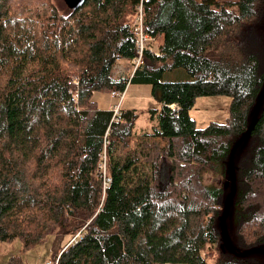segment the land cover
<instances>
[{"label": "trees", "instance_id": "obj_1", "mask_svg": "<svg viewBox=\"0 0 264 264\" xmlns=\"http://www.w3.org/2000/svg\"><path fill=\"white\" fill-rule=\"evenodd\" d=\"M141 5L158 51L148 44L116 79L118 61L138 56L130 19ZM129 84L151 86L161 108L149 111L152 141L116 157L139 116L115 121L93 97ZM263 88L264 0H87L76 11L0 0V242L30 250L55 235L59 264H208L210 249L215 264H264L223 251L220 226L231 152ZM216 96L231 98L227 123L199 129L190 112ZM235 166L233 248L264 249V103Z\"/></svg>", "mask_w": 264, "mask_h": 264}, {"label": "rangeland", "instance_id": "obj_2", "mask_svg": "<svg viewBox=\"0 0 264 264\" xmlns=\"http://www.w3.org/2000/svg\"><path fill=\"white\" fill-rule=\"evenodd\" d=\"M220 3H235L238 0H218ZM63 4L64 1L62 0ZM23 18V17H22ZM135 22L137 17L131 18L130 21ZM151 44L153 52L158 51L159 41L148 40L147 45ZM127 68L130 73L134 72V65L129 61H121L116 66L115 74L122 68ZM93 101L98 102L100 109H110L115 111L119 107L122 111H136L139 119L137 121L134 136L129 140V148L127 150H118L116 157H126L132 150L139 148L141 144L149 139L146 132L152 129V122L150 121L149 111L152 109H160L161 104L156 97L153 96L151 86H133L128 85L123 98L113 97L106 93L94 94ZM231 98L226 96L216 97H202L196 102L194 109L190 112L191 117L196 121L199 129L208 127L211 123L226 124L230 116ZM154 141V140H153ZM162 146L164 142L156 140ZM103 165V172L105 174ZM145 171L151 173L150 167L145 166ZM205 183L207 184H221V180L217 177L207 174L205 176ZM56 236L50 235L45 243L26 250L20 240H15L12 243L0 242V264H10L13 259L19 258L21 264H47L52 261L54 249L56 245ZM207 255V263L215 264L216 252L210 249ZM55 256V255H54ZM56 258V257H55Z\"/></svg>", "mask_w": 264, "mask_h": 264}, {"label": "water", "instance_id": "obj_3", "mask_svg": "<svg viewBox=\"0 0 264 264\" xmlns=\"http://www.w3.org/2000/svg\"><path fill=\"white\" fill-rule=\"evenodd\" d=\"M63 1L70 10L76 11L80 9L82 6H84L87 0H63ZM263 103H264V88L258 98L256 112H255L251 127L249 128L247 133L236 143V145L234 146L231 152V156L229 160V170L231 174V182L228 183L231 186V191L227 195V198L225 201L224 212L222 216L220 217V226H221L222 240H223L221 249L223 251H228L234 256L239 257V258H245V257L251 256L254 254L264 255V249H261V248L245 250L243 252H237L233 248L232 240L230 237V233L228 230V224H227L229 216L232 211V207L234 205V200L237 194V172H236V166H235L236 155L239 149L242 146H244L246 142L248 141V139L251 137L253 130L258 123L259 113L262 109Z\"/></svg>", "mask_w": 264, "mask_h": 264}, {"label": "built area", "instance_id": "obj_4", "mask_svg": "<svg viewBox=\"0 0 264 264\" xmlns=\"http://www.w3.org/2000/svg\"><path fill=\"white\" fill-rule=\"evenodd\" d=\"M142 3L148 0H140ZM137 20H136V24L134 22V29H135V34L137 36V42H136V47H137V53L138 56L133 59L131 62L134 65V72L137 70V68L142 64V60H143V56H144V52L146 49H148V45H147V41L149 40V37L146 35L145 31H144V15H143V10H142V5L139 8V13L136 15ZM133 72V73H134ZM77 84V82H75ZM126 92V91H125ZM124 93H113L111 96L113 97H117V98H123L124 97ZM76 100V98L74 99ZM122 110L119 109V107H117L114 111V120L118 121V117L121 115ZM111 182L110 179H106V185H109ZM80 237V235H77L73 240V242H76ZM59 256L52 259V261L48 262L47 264H59Z\"/></svg>", "mask_w": 264, "mask_h": 264}, {"label": "crops", "instance_id": "obj_5", "mask_svg": "<svg viewBox=\"0 0 264 264\" xmlns=\"http://www.w3.org/2000/svg\"><path fill=\"white\" fill-rule=\"evenodd\" d=\"M121 61H126V60H120V61H118V65H119V63L121 62ZM128 63H129V61H127ZM131 63V62H130ZM117 73L116 74H114V77L116 78V79H118V78H121V77H127V76H131V75H133V72L132 73H130L129 72V70H127V68H124L123 66H122V68L120 69V70H118L117 69ZM96 94V93H95ZM98 103V102H97ZM103 110H105V109H103ZM105 111H112V110H110V109H106Z\"/></svg>", "mask_w": 264, "mask_h": 264}]
</instances>
